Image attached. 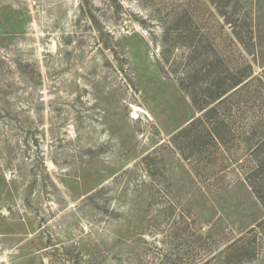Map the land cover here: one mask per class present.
Returning <instances> with one entry per match:
<instances>
[{
  "label": "rangeland",
  "instance_id": "rangeland-1",
  "mask_svg": "<svg viewBox=\"0 0 264 264\" xmlns=\"http://www.w3.org/2000/svg\"><path fill=\"white\" fill-rule=\"evenodd\" d=\"M252 184L264 0H0V264H264Z\"/></svg>",
  "mask_w": 264,
  "mask_h": 264
},
{
  "label": "trees",
  "instance_id": "trees-1",
  "mask_svg": "<svg viewBox=\"0 0 264 264\" xmlns=\"http://www.w3.org/2000/svg\"><path fill=\"white\" fill-rule=\"evenodd\" d=\"M241 40V38H240ZM241 81V80H240ZM240 81H236L234 83H232L230 86H229V89L234 87L235 85L239 84ZM225 94V91L223 92H220L219 94L215 95L213 98H211L210 100L208 101H205L204 104L202 106H200L201 108L200 109H204L206 108L207 106L211 105L214 101L218 100L219 98H221L223 95ZM223 99H220L217 103H220ZM217 103L213 104L212 106L208 107V109L206 111H204V114H203V117L208 119V116L211 114V113H216L217 112ZM203 117L201 118H198V119H194L192 120L191 122H189L186 126V128L182 129L178 134H181L182 132L184 131H187V130H190L192 127H195V124L197 123H200V125L203 127V130L205 132V134L211 139L213 140L214 143L217 144V142L219 140H221L222 138H220V135L216 132V131H213L212 128H208L206 127V122H202L201 120H203ZM250 176L249 177H252L253 175H255L256 173L255 172H250ZM253 178V177H252ZM252 183V182H251ZM252 187H253V190H254V193L256 194V196L258 197V199L260 200V202L263 204L264 202V196L263 194H261V192L259 190H257L253 184H252Z\"/></svg>",
  "mask_w": 264,
  "mask_h": 264
},
{
  "label": "bare ground",
  "instance_id": "bare-ground-1",
  "mask_svg": "<svg viewBox=\"0 0 264 264\" xmlns=\"http://www.w3.org/2000/svg\"><path fill=\"white\" fill-rule=\"evenodd\" d=\"M136 109H138V108H136Z\"/></svg>",
  "mask_w": 264,
  "mask_h": 264
}]
</instances>
